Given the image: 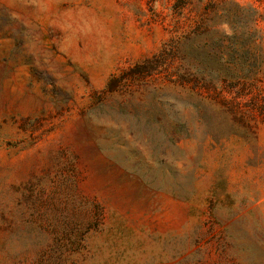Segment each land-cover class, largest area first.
<instances>
[{
  "label": "rangeland",
  "instance_id": "rangeland-1",
  "mask_svg": "<svg viewBox=\"0 0 264 264\" xmlns=\"http://www.w3.org/2000/svg\"><path fill=\"white\" fill-rule=\"evenodd\" d=\"M173 2L0 0V264H264V0Z\"/></svg>",
  "mask_w": 264,
  "mask_h": 264
},
{
  "label": "trees",
  "instance_id": "trees-1",
  "mask_svg": "<svg viewBox=\"0 0 264 264\" xmlns=\"http://www.w3.org/2000/svg\"><path fill=\"white\" fill-rule=\"evenodd\" d=\"M192 5L191 0H174L173 2V13L175 14V16H181L186 9H189L190 6ZM221 3L217 2L216 4H214L212 6V8L209 11H212L211 13H214L215 16L218 15V9L220 7ZM208 10V8L206 9ZM190 11H192V9H190ZM209 12L204 11V14H206L208 16H210ZM210 17L206 20V29L207 31H218L217 26L220 25V23L218 22H210ZM209 21V23H208ZM175 43V42H173ZM180 45L181 43L178 45L175 43V46L173 44H164L163 48L160 50L158 55H154L152 58H147L145 59L142 63L137 64L134 68H131V70L135 69V68H139V67H143V66H147L148 67V71L152 72L156 66H158V62H166L168 59L173 58L175 56V51H180ZM115 79L116 78H112L110 79V81L107 83L105 90L106 91H113V85L115 83Z\"/></svg>",
  "mask_w": 264,
  "mask_h": 264
}]
</instances>
